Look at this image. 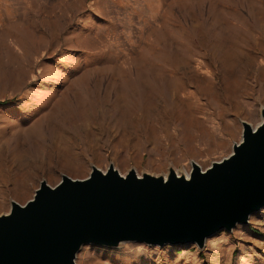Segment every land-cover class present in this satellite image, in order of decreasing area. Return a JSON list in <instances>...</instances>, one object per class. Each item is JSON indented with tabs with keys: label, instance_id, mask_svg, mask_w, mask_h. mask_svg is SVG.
Wrapping results in <instances>:
<instances>
[{
	"label": "rangeland",
	"instance_id": "374dc122",
	"mask_svg": "<svg viewBox=\"0 0 264 264\" xmlns=\"http://www.w3.org/2000/svg\"><path fill=\"white\" fill-rule=\"evenodd\" d=\"M263 109L264 0H0V214L93 166L205 169ZM76 264H264V206L202 249L87 244Z\"/></svg>",
	"mask_w": 264,
	"mask_h": 264
},
{
	"label": "water",
	"instance_id": "95a60500",
	"mask_svg": "<svg viewBox=\"0 0 264 264\" xmlns=\"http://www.w3.org/2000/svg\"><path fill=\"white\" fill-rule=\"evenodd\" d=\"M233 152L207 168L192 162L190 173L122 174L111 164L89 176L43 180L33 198L0 214V264H76L87 244L124 242L154 246L195 243L249 223L264 206V109Z\"/></svg>",
	"mask_w": 264,
	"mask_h": 264
},
{
	"label": "trees",
	"instance_id": "16d2710c",
	"mask_svg": "<svg viewBox=\"0 0 264 264\" xmlns=\"http://www.w3.org/2000/svg\"><path fill=\"white\" fill-rule=\"evenodd\" d=\"M14 100H16V98L6 99V100H4V102H11V101H14Z\"/></svg>",
	"mask_w": 264,
	"mask_h": 264
}]
</instances>
